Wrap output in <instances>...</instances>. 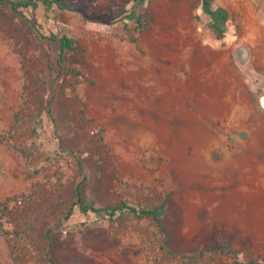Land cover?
<instances>
[{
    "label": "rangeland",
    "instance_id": "1",
    "mask_svg": "<svg viewBox=\"0 0 264 264\" xmlns=\"http://www.w3.org/2000/svg\"><path fill=\"white\" fill-rule=\"evenodd\" d=\"M71 1L0 4V264L264 261V77L235 56L256 49L260 2L230 0L219 40L202 0H152L129 24L116 13L137 0ZM62 30L85 51L41 35ZM80 200L170 211L159 227Z\"/></svg>",
    "mask_w": 264,
    "mask_h": 264
},
{
    "label": "trees",
    "instance_id": "2",
    "mask_svg": "<svg viewBox=\"0 0 264 264\" xmlns=\"http://www.w3.org/2000/svg\"><path fill=\"white\" fill-rule=\"evenodd\" d=\"M152 0H137L131 6H120V11L116 14L126 16L124 19L126 24H129L127 20H136L139 16V10L143 7H147V4H150ZM216 0H202V10L208 16L207 26L213 30L219 40H224L227 37V33L229 31V21L231 19V12L228 8L223 6H218L214 8V3ZM0 4L10 6L15 12L18 14H24L23 9H46L51 10L54 8H58L63 11H78L77 4L72 2L71 0H0ZM151 12V8H148V14L144 21H139L137 24V30L140 32H145L149 29L152 22H154V18L149 15ZM29 24L38 30V28L34 25L31 19L23 15ZM199 21H201V17H197ZM97 22H103L100 20H96ZM41 35L45 38H51L58 40L61 44V53L62 56H66L69 54L75 53H83L85 51L82 43L78 38L72 36L66 30H62L60 33L55 36H46L43 33ZM65 58V57H64ZM240 61V58L237 57ZM240 63H242L240 61ZM243 64V63H242ZM256 81H260V77L256 76ZM44 118L40 116L39 124L43 126ZM80 209L85 214L88 215L90 213H94L98 216H107L110 219H113L120 213H133L137 217H152L159 227L162 226V218L165 214L170 211V205L167 201H165L161 205H157L155 207H142L135 206L127 203V201H122L120 204L115 206L114 208H106V207H96L93 205L84 204L83 200H80ZM236 261L239 263V259L237 257ZM254 264H264V261L254 262Z\"/></svg>",
    "mask_w": 264,
    "mask_h": 264
},
{
    "label": "crops",
    "instance_id": "3",
    "mask_svg": "<svg viewBox=\"0 0 264 264\" xmlns=\"http://www.w3.org/2000/svg\"><path fill=\"white\" fill-rule=\"evenodd\" d=\"M250 1L255 2V4L258 3V1L260 2L261 14L259 13L260 14L259 17H256L255 19L256 25L260 29V31L256 34L255 33L252 34L251 37L247 39L248 41H246V43L249 44L250 46L256 47L255 50L252 49L251 47L248 48L247 50L249 52V57H248L249 68L250 70H252L251 72L261 74L264 77V0H250ZM236 3L237 1L233 2L230 0H224V1L216 0L214 4H215V8L218 6H223L230 10L231 12L230 22H231L235 14L234 11L236 7L235 6ZM235 56L236 59H238L237 57L240 58V56L236 54V50H235ZM246 61H241V62L244 64ZM239 75H240L239 72H235V71L233 72V76L237 77Z\"/></svg>",
    "mask_w": 264,
    "mask_h": 264
},
{
    "label": "water",
    "instance_id": "4",
    "mask_svg": "<svg viewBox=\"0 0 264 264\" xmlns=\"http://www.w3.org/2000/svg\"><path fill=\"white\" fill-rule=\"evenodd\" d=\"M249 57V52L246 49H242L240 52V60L246 61ZM258 102L260 104V107L264 109V93L259 96Z\"/></svg>",
    "mask_w": 264,
    "mask_h": 264
},
{
    "label": "flooded vegetation",
    "instance_id": "5",
    "mask_svg": "<svg viewBox=\"0 0 264 264\" xmlns=\"http://www.w3.org/2000/svg\"><path fill=\"white\" fill-rule=\"evenodd\" d=\"M242 49H245V48H237V49H236V54H237L238 56H240V52H241Z\"/></svg>",
    "mask_w": 264,
    "mask_h": 264
}]
</instances>
